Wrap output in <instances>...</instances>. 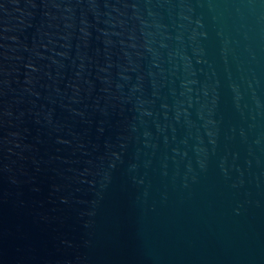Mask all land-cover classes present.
I'll use <instances>...</instances> for the list:
<instances>
[{
	"label": "water",
	"instance_id": "95a60500",
	"mask_svg": "<svg viewBox=\"0 0 264 264\" xmlns=\"http://www.w3.org/2000/svg\"><path fill=\"white\" fill-rule=\"evenodd\" d=\"M0 264H264V0H0Z\"/></svg>",
	"mask_w": 264,
	"mask_h": 264
}]
</instances>
